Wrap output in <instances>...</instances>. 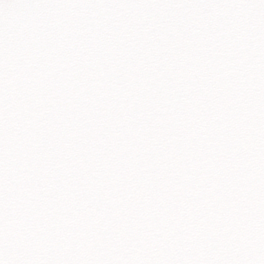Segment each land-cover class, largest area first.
Wrapping results in <instances>:
<instances>
[{
	"label": "snow or ice",
	"instance_id": "6c2138e0",
	"mask_svg": "<svg viewBox=\"0 0 264 264\" xmlns=\"http://www.w3.org/2000/svg\"><path fill=\"white\" fill-rule=\"evenodd\" d=\"M0 264H264V0H0Z\"/></svg>",
	"mask_w": 264,
	"mask_h": 264
}]
</instances>
